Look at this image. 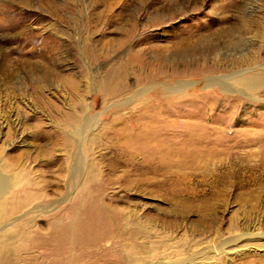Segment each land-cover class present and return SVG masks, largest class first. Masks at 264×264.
Here are the masks:
<instances>
[{"label":"rangeland","instance_id":"1","mask_svg":"<svg viewBox=\"0 0 264 264\" xmlns=\"http://www.w3.org/2000/svg\"><path fill=\"white\" fill-rule=\"evenodd\" d=\"M257 76L264 0H0V264H264Z\"/></svg>","mask_w":264,"mask_h":264},{"label":"bare ground","instance_id":"2","mask_svg":"<svg viewBox=\"0 0 264 264\" xmlns=\"http://www.w3.org/2000/svg\"><path fill=\"white\" fill-rule=\"evenodd\" d=\"M240 84H243L242 86H245L248 89L250 88L251 90H253L255 88L262 87L261 85H264V76H261V77H258V78H252L251 77L249 80L241 82Z\"/></svg>","mask_w":264,"mask_h":264}]
</instances>
